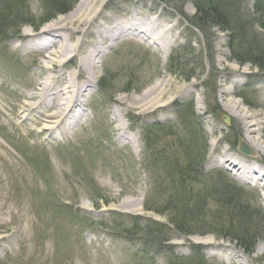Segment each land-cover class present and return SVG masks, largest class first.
Here are the masks:
<instances>
[{
    "label": "rangeland",
    "instance_id": "1",
    "mask_svg": "<svg viewBox=\"0 0 264 264\" xmlns=\"http://www.w3.org/2000/svg\"><path fill=\"white\" fill-rule=\"evenodd\" d=\"M79 2L71 11L53 15L45 0H0V264H172L170 250L181 258L177 264H264V250L257 251L264 241L262 187L215 162L227 152L264 171V153L254 152L244 141L241 122L227 106L229 99L240 98L258 115L264 135V71L234 58L229 32L214 24L202 29L195 25L191 0H98L97 20L74 36L73 42H83L81 55L102 45L99 25L132 21L174 26L171 49L156 50L140 36H121L97 63V82L84 107L87 121L57 140L34 137L33 131L41 127L30 119L29 130L24 128L28 115L17 120L23 93L44 74L38 67L42 52L25 49V33L42 31ZM254 2L245 1L246 15L257 13ZM250 31L249 40L264 47V28L257 23ZM77 63L75 58L67 70L75 71ZM154 85L165 91L162 107L135 103L133 95ZM226 89L232 92L225 95ZM122 95L124 104L119 101ZM188 105L196 117L187 123ZM119 120L128 125L131 142H120ZM146 133L152 148L147 147ZM244 143L250 154L241 149ZM160 152L179 162H207L204 168L201 162L204 173L193 182L192 191L190 185L182 191L184 203L203 208L188 233L175 226L179 211H173L174 205L163 206ZM140 195L142 203L136 204ZM128 199L133 202L125 206ZM157 201L160 210L147 209ZM241 203L248 215L255 212L257 217L244 219ZM139 216L167 227L169 241H159L157 256L142 252L147 239L142 233L136 239L124 232ZM243 234L255 237L251 250L239 239Z\"/></svg>",
    "mask_w": 264,
    "mask_h": 264
},
{
    "label": "bare ground",
    "instance_id": "2",
    "mask_svg": "<svg viewBox=\"0 0 264 264\" xmlns=\"http://www.w3.org/2000/svg\"><path fill=\"white\" fill-rule=\"evenodd\" d=\"M97 1L81 0L72 12L58 17L57 20L44 26L42 31L33 30L25 33L28 38L25 49H36L42 52L38 67L41 72L44 71V74L42 73L40 78L33 81L29 91L23 93L22 101L17 104L16 116L18 120L28 115L22 122L24 128L28 129L27 120L30 119L33 120L32 124L41 127L40 130L33 131L34 137L46 138L49 141L57 140L78 123L87 121L84 107L88 104L93 93L92 88L97 82V63L102 61L101 58L107 49L113 47L121 36L128 34L134 37L140 36L151 43L156 50L161 48L170 50L175 41V34H173L175 27L165 28L156 21L148 24L132 21L127 25L117 26L116 23L109 26L101 24L98 37L102 39V45H93L89 51L81 55L83 42L80 40L73 42L74 36L87 31L97 20L98 13L95 6ZM106 44L108 45L105 46ZM75 58L78 60L76 70L68 71V64L74 63ZM162 85H154L138 97L133 95L135 103L142 107L146 105L162 107L164 103H161L160 97L163 98L162 91L165 92L161 88ZM159 89H162L160 93L151 98L153 90ZM223 92L226 95L232 91L226 89ZM123 99V95L120 96L121 104H124ZM227 106L232 116L241 122L244 141L251 145L254 152L264 153V135L257 120L258 115L247 110L240 98L229 99ZM122 110L121 108L116 110L121 117L124 116ZM118 130L121 143L134 140L126 122L119 120ZM215 162L233 167L240 179L255 180L256 186L262 187V201H264V183L262 184L264 171L256 169L255 162H249L241 156L227 152H222ZM142 200L143 196L140 195L135 202L141 204ZM132 202L133 200H125L124 205L127 206ZM263 250L264 241L260 242L257 248L258 252Z\"/></svg>",
    "mask_w": 264,
    "mask_h": 264
},
{
    "label": "trees",
    "instance_id": "3",
    "mask_svg": "<svg viewBox=\"0 0 264 264\" xmlns=\"http://www.w3.org/2000/svg\"><path fill=\"white\" fill-rule=\"evenodd\" d=\"M48 6L49 12L54 11L53 15L62 14L65 12H68L72 10L73 4L76 2V0H45ZM193 1L195 7H196V15L192 18V22L197 25L199 28H205L204 25H210V27L214 25L220 26L222 29L228 30L231 32L230 39H229V47L231 49V52L233 53L234 58H237V60L240 61V63H246V61H251L256 66L258 65L261 70L264 71V47H261L255 37L254 43L257 45L255 46L252 41H250V35L251 31L250 29H253L255 25L258 23L264 28V0H257L255 4V9L257 13L254 15H246L244 11V3L246 0H191ZM56 12V13H55ZM6 18V17H5ZM250 103V100L247 101ZM186 110H188V114L186 113V122H192L193 119H195V112L193 106L188 105L186 107ZM158 127L160 124L158 122ZM145 141L147 142V147L152 148V143L150 142V136L146 133L145 134ZM190 148V145H188V149ZM158 153L157 158L162 163L159 167L162 172L165 174L163 175L162 180H160L159 184L160 187H163V184L165 188H163L160 191V194L165 196L164 201V208L169 209L173 205V211H179L178 216L179 220H175L177 222H174L175 226L180 229L181 231L188 233L193 226L192 224L196 225V222L198 223L199 218L201 217L200 214L201 210L203 208L201 205H197L196 208L198 210H195L193 206H189L188 202H183V195L185 193H182L184 190V187H188L190 185L189 192L192 191V187L195 182V180L198 178V176L202 175L204 172L201 170V162H204L200 160L201 162L197 160H187L186 162H179V160H171L166 159V155L164 158V155ZM189 159V158H188ZM157 167V165H156ZM204 178V176H202ZM205 179V178H204ZM207 179V178H206ZM205 179V180H206ZM189 189V188H188ZM240 191V190H238ZM181 192V193H180ZM219 192H221L219 190ZM241 192V191H240ZM180 199L182 202H180ZM159 201V200H158ZM156 202V204L147 205L148 209H159L160 202ZM248 208H250V205L247 204ZM239 205V211H240ZM245 207V206H244ZM242 207L240 214L243 215L244 219L248 220L250 215L251 219H253L254 216L257 217V214L253 212V214H249L246 212V209ZM195 210V211H194ZM120 226H123L127 224L126 222L124 224L120 223ZM144 224V225H143ZM166 226L161 224L160 222L153 221L151 219H143L141 217L135 218V224L132 225L130 228H126L124 232H127L131 237H135L136 239H140L141 233L142 237L143 235L147 238L143 241L145 242L143 244V250L142 252L146 255L152 254L153 256H157L155 252H158V243L163 239L166 242L167 240V230ZM136 231L135 233L131 234V232ZM246 231L248 232L247 228ZM239 239L243 242L244 245L248 246L249 250L253 247V243L256 240L254 236L248 237L246 234H243L241 236H238ZM198 247V246H197ZM173 250H170L169 253L171 254L170 258L172 259L170 262L172 264H177V260H180L181 258L178 256H175L172 252ZM200 255H202V250L198 252ZM204 261H199V263L196 264H202ZM185 264H191V260L188 261V263Z\"/></svg>",
    "mask_w": 264,
    "mask_h": 264
},
{
    "label": "water",
    "instance_id": "4",
    "mask_svg": "<svg viewBox=\"0 0 264 264\" xmlns=\"http://www.w3.org/2000/svg\"><path fill=\"white\" fill-rule=\"evenodd\" d=\"M241 149L247 154L251 153V148H249L246 144H243Z\"/></svg>",
    "mask_w": 264,
    "mask_h": 264
}]
</instances>
